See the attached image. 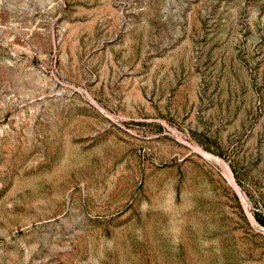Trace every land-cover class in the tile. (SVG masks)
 I'll return each mask as SVG.
<instances>
[{"label":"rangeland","instance_id":"374dc122","mask_svg":"<svg viewBox=\"0 0 264 264\" xmlns=\"http://www.w3.org/2000/svg\"><path fill=\"white\" fill-rule=\"evenodd\" d=\"M0 264H264V0H0Z\"/></svg>","mask_w":264,"mask_h":264},{"label":"bare ground","instance_id":"6f19581e","mask_svg":"<svg viewBox=\"0 0 264 264\" xmlns=\"http://www.w3.org/2000/svg\"><path fill=\"white\" fill-rule=\"evenodd\" d=\"M231 182H232V180H231ZM231 184H233V186L237 187L233 182H232ZM237 189H238V188H237ZM237 191H239V190H237Z\"/></svg>","mask_w":264,"mask_h":264}]
</instances>
